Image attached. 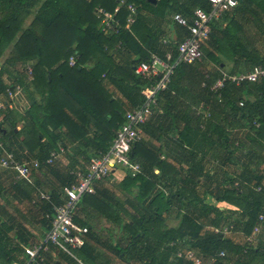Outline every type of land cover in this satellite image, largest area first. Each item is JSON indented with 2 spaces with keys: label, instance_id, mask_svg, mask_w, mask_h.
<instances>
[{
  "label": "crops",
  "instance_id": "0c3cea01",
  "mask_svg": "<svg viewBox=\"0 0 264 264\" xmlns=\"http://www.w3.org/2000/svg\"><path fill=\"white\" fill-rule=\"evenodd\" d=\"M176 1L178 9L188 7L185 0ZM148 2L154 6L140 8L137 15L155 28L151 39L154 40L153 51L150 50V53L164 57L165 53H172L177 42L187 36V30L171 20L174 11L170 7L164 8V17L161 7L155 5L157 0L155 3ZM226 15L225 23L214 22L211 27L217 25L223 28L227 25V19H232L229 54L219 52L214 46V35L220 39L224 35L212 28L213 37L210 34L202 44L204 58L195 63L193 71L209 77L215 76L216 79L224 73H247L255 65L257 56L254 57V54L264 55V0H240L238 6ZM163 39L167 43H163ZM208 54L218 57L221 62H212L207 58ZM120 55V59L115 60L116 65H124L129 59L139 58L135 54L128 58L130 55L126 52ZM118 56L114 55V59ZM6 59L0 61V86L16 83L21 86V90L12 99H8L5 93H0V100L6 106L0 109V124L4 123L6 110H16L21 116L16 120L15 127H10V123L4 124L7 130L0 133V141L17 158L29 162L37 160L40 164L33 169L30 180L16 178L14 171L0 166V264H33L29 262L23 247L38 246L44 242L48 231L47 216L52 204L63 200L60 193L62 187L72 181L70 171L84 166L95 149L91 145L84 146L80 141H73L64 128L50 134L53 142L46 136L40 139V143L46 148L51 142L55 143L54 146L63 147V152L50 164L44 162L46 152L43 154L35 145L31 148L24 145L23 135L19 132L26 124V113L32 101L41 100V96L31 81L27 80V73L23 68L26 65L33 66L36 61H17L11 57ZM83 66L91 69L93 61ZM134 66L132 65V70ZM190 77L180 80L175 90L160 92L157 106L141 125V139L135 143L131 154L132 159L140 164L141 171L136 176H131L127 169L115 170L110 177L95 182V192L85 195L86 198L83 197L78 203L74 219L80 225L90 227L85 237L88 249L78 255L76 251L80 247L77 248L73 257L48 245L42 252L44 261L41 264H139L141 260L138 253L131 255L126 252L123 254L125 257L120 256L119 249H125L129 241L125 227L134 217L154 214L159 208H163L160 215L170 231L181 229L186 233L182 238L178 236L173 238L176 241L170 239L168 242L169 246L179 245L183 252L189 250L186 242L189 240L188 225L182 223L186 216L200 225V239H204L206 235H217L213 232V227L232 223L234 231L221 237L241 248L246 245L247 235L244 234L243 226L247 216L229 202L217 200V196H221L224 189L230 187L240 174L251 179L254 174H260V186L264 194V137L258 138L248 119L233 114L228 107L221 110L223 106L213 102L212 96L209 99L207 93L205 95L203 82L199 84V78L197 81ZM101 85L111 95V100L118 102L124 111L139 105H132L108 78L101 80ZM219 92L215 95L218 103L221 97ZM235 92L243 102L253 103L259 95L251 82L248 86L235 87ZM201 102H204L203 111L209 114V118H203L200 115L202 113H198ZM218 124L224 127L220 128ZM200 126L205 129L209 127V137L204 136ZM90 136L89 132L87 137ZM154 157L160 160L158 164L153 161ZM146 158L150 159L149 163ZM128 177L138 178L133 183L125 182ZM144 179L151 182V185H144ZM252 183L253 180L250 184ZM143 186L144 191H147L141 194ZM36 190L49 193L52 200L32 204V194ZM159 192L170 200L168 206H165L164 198L162 201L158 200L161 207L150 205ZM179 232L180 230L177 233ZM254 244L250 253L246 254L227 248L228 246L214 253V250L205 252L199 248L190 250L201 259V264H264V240H255ZM219 251H225L227 258L218 257ZM172 256L173 254L169 256L170 261ZM184 261L187 263V260Z\"/></svg>",
  "mask_w": 264,
  "mask_h": 264
},
{
  "label": "trees",
  "instance_id": "16d2710c",
  "mask_svg": "<svg viewBox=\"0 0 264 264\" xmlns=\"http://www.w3.org/2000/svg\"><path fill=\"white\" fill-rule=\"evenodd\" d=\"M185 1V5L188 7L181 9H178L176 0H157L155 5L161 7V13L164 17L166 14L165 7H170L174 12H181L186 15L191 14L195 7H202L206 12L210 11V4L207 0ZM127 4L135 5L138 12L140 8L154 6L147 0H0V57L8 47H11V55L6 60L11 57V59L17 61H36L32 66L33 79L31 83L41 96V100L32 101V105L26 113L28 122L26 121L19 132L23 135L25 146L31 148L35 145L43 151V154L46 152V156H48L50 150L57 147V145L54 146L55 143H52L53 140L50 134H53L55 130L64 128L66 134L73 141H80L84 146H93L95 153L92 156H98L107 151L115 130L125 121V111L118 102L114 99L111 100V95H108L103 89L101 80L104 78L112 81L132 105L142 103L143 97L140 94V89L153 83L157 76L149 79L139 76L132 70V65L149 60L152 54L150 52L153 51L154 44L152 43H154V40L151 39L154 36L155 28L150 26L146 19L136 15V19L129 30L122 28L118 36L103 34L98 29L99 19L95 14V8L98 6L106 11L113 12L120 5L118 18L120 24L124 26L128 14ZM138 12L137 14H139ZM31 15L32 19L27 26H24ZM226 16L225 14L222 20L219 21L213 20L211 24L223 21L225 23ZM232 23V19L228 18L225 27L222 28L217 25L211 27V29L220 31L224 35L220 39L215 37L216 35L213 37V33H210L214 38L213 44L219 52L226 54L230 52L229 33ZM119 40L124 47L123 52L130 55L128 58H132V54L138 55L139 58L129 59V62L124 65H116L115 60L118 61L121 57L120 54L123 53L122 51L119 53V49L116 48ZM242 50L246 51L245 49ZM71 55H75L77 58L74 66L68 64ZM114 55L119 56L114 59ZM177 55L175 45L172 50V59L175 60ZM254 57H256L254 66L264 67V55L259 56L256 53ZM207 58L218 64L221 62L213 54H208ZM90 61H93L92 68H85L83 65ZM195 63H178L173 70L168 88L164 91L175 90L178 82L184 78L191 76L196 78L197 81L199 78V84L202 82L205 84L204 88L202 87L205 95L207 93L209 99L212 96L213 102H216L220 107L223 106L221 110L228 107L233 114L248 119L252 128L253 121H258L260 126L256 131L257 136L263 138L264 78L257 82H251L255 92L259 93L255 98L256 101L253 103L245 101L240 106L241 97L236 95L235 87L248 86L250 82H242L239 85L226 82L221 87L220 92L218 90L213 93L209 90V85L215 81L216 77H209L198 71H193V67L196 66ZM103 74L104 77H102ZM6 87L7 85L0 86V93H4ZM218 92L221 95L219 103L215 98ZM4 114L5 119L4 123L0 124V133L7 130L4 125L6 123H10V127H15L16 120L21 116L16 110H6ZM200 115L203 118L205 117L203 114ZM218 126L224 127L220 124ZM199 128L203 130L205 137H209V131H207L209 127L205 129V127L200 126ZM221 131L226 135L224 130ZM89 132L91 136L88 138ZM42 136H46L48 140L52 141L51 143L49 141L50 145L47 148L40 143ZM131 158H133L132 155ZM148 161L150 159L146 158V162ZM153 161L156 164L160 162L156 157ZM137 178L128 177L125 182L133 183ZM261 179L260 174H254L252 179L249 176L240 174L232 181V183L236 181L237 186L232 184L224 189L221 196H217V200L229 202V204L238 207L243 215L247 216L243 226L245 235L250 234L257 222L258 215L261 212L264 213V194L261 191ZM251 180H253L252 184H250ZM142 183L151 185V182L146 179ZM258 187L260 189H257ZM146 191H144L143 186L141 194ZM85 195L87 196V194ZM85 195L83 196L84 199L86 198ZM163 198L166 200L165 206H168L170 200L165 198L162 192L155 196L150 205H156L159 208L160 202L158 200L161 199L162 201ZM97 204H100V202H97ZM161 210L163 208H159L154 214L134 217L126 225L129 241L125 249H119L120 256L125 257L123 254L126 252L131 255L138 253L141 260L139 264H186L182 258L176 256V251L179 250L180 246L168 245L170 239L178 236L182 238L186 233L181 229L170 231L160 215ZM52 215L53 209L51 208L48 216L51 217ZM47 223L49 228V219H47ZM182 223L188 225L189 240L186 242L189 250L190 248H199L205 252L214 250V253L228 246L227 248L242 253L243 247L233 245L220 235H206L204 239H200L198 236L200 225L195 223L193 218L183 217ZM87 228L89 231L90 227ZM179 230L180 232L177 233ZM88 231L85 237L88 235ZM144 239L146 240L145 243ZM173 240L176 241L177 239ZM262 240H264V223L262 232L256 237V242ZM86 242L85 239V243L76 251V254L79 255L88 249ZM253 245L248 247V253L253 249ZM172 254L173 259L170 261L169 256Z\"/></svg>",
  "mask_w": 264,
  "mask_h": 264
},
{
  "label": "built area",
  "instance_id": "2783aa9c",
  "mask_svg": "<svg viewBox=\"0 0 264 264\" xmlns=\"http://www.w3.org/2000/svg\"><path fill=\"white\" fill-rule=\"evenodd\" d=\"M207 1L210 4L209 12H206L202 7H195L189 15L181 12L171 14V20L187 30V36L176 44L178 55L175 60L172 59L171 52L165 53L164 57L153 53L148 61H141L134 66V72L137 75L147 79L156 76L157 78H154L153 83L141 89L142 103L125 111V121L115 130L108 150L98 156L90 157L84 166L76 167L70 171L72 181L61 189L62 202L52 204L53 215L51 217L48 216L49 228L44 242L38 246L23 247L29 262L41 264L44 261L42 252L48 248V245H53L64 253L75 257L74 252L85 243V234L88 231L86 226H82L74 220V211L81 198L85 194L94 193V183L110 177L117 169H127L131 176H136L141 171L140 164L131 158L132 148L141 139V125L148 120L152 110L157 106L158 94L168 88L173 70L178 63L193 64L203 59L202 44L210 36L211 22L213 20H222L226 13L231 12L238 6L240 0ZM119 7L120 5L113 12L106 11L100 6L95 8L96 17L99 19L98 29L103 34L118 36L122 28L129 30L135 21L138 12L137 8L133 4H127L128 14L123 24L124 26H122L118 18ZM162 42L167 43L165 39ZM116 48L119 49L118 52L124 51L120 40ZM76 62V56L71 55L68 59V64L74 66ZM23 69L27 73V80L31 81L33 79L32 66L26 65ZM102 77H104V74ZM262 78H264V67L257 65L247 73L222 74L219 79L209 85V90L216 93L225 82L238 85L242 82H257ZM202 85L204 86L205 84L203 83ZM20 90L21 86L19 84L11 83L5 88L4 93L8 99H12ZM239 105H243V101H240ZM204 106V102H201L197 111L207 117L209 114L203 111ZM5 107L4 102L0 100V109ZM252 124L254 131H257L260 126L259 122L253 121ZM61 152H63L61 145L51 149L44 162L46 164L52 163ZM39 164L37 160L29 162L17 158L0 141V166L14 171L16 178L30 180L33 169L38 168ZM233 185L237 186V182L235 181ZM257 189L260 188L258 187ZM43 200L50 201V194L41 190H36L32 194V204L36 205ZM263 223L264 213L261 212L250 234L245 237L246 246L243 247L242 254H246L248 247L254 244L256 237L262 232ZM232 231H234L232 223H224L213 227V232L220 236H225ZM176 256L187 260L186 264L202 263L201 259L196 257L192 250L183 252L179 249L176 251ZM217 256L222 259L227 258L225 251H219Z\"/></svg>",
  "mask_w": 264,
  "mask_h": 264
},
{
  "label": "rangeland",
  "instance_id": "374dc122",
  "mask_svg": "<svg viewBox=\"0 0 264 264\" xmlns=\"http://www.w3.org/2000/svg\"><path fill=\"white\" fill-rule=\"evenodd\" d=\"M31 19H32V15L26 20L24 26H27ZM10 55H11V47H8V48L4 51V53L2 54V56L0 57V61L3 62V61H4L8 56H10Z\"/></svg>",
  "mask_w": 264,
  "mask_h": 264
},
{
  "label": "water",
  "instance_id": "95a60500",
  "mask_svg": "<svg viewBox=\"0 0 264 264\" xmlns=\"http://www.w3.org/2000/svg\"><path fill=\"white\" fill-rule=\"evenodd\" d=\"M148 1H150V2H153V3H155V2H156V0H148Z\"/></svg>",
  "mask_w": 264,
  "mask_h": 264
}]
</instances>
